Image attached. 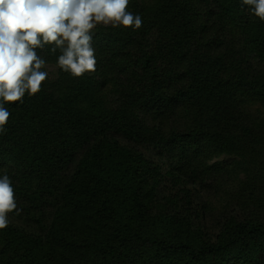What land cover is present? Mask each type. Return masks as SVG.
Masks as SVG:
<instances>
[{"label":"trees","instance_id":"trees-1","mask_svg":"<svg viewBox=\"0 0 264 264\" xmlns=\"http://www.w3.org/2000/svg\"><path fill=\"white\" fill-rule=\"evenodd\" d=\"M128 10L142 27L99 26L95 73L57 67L6 105L0 175L26 228L0 230V264H264V22L241 0ZM165 178L185 204L160 202ZM213 190L210 232L186 207Z\"/></svg>","mask_w":264,"mask_h":264},{"label":"clouds","instance_id":"clouds-1","mask_svg":"<svg viewBox=\"0 0 264 264\" xmlns=\"http://www.w3.org/2000/svg\"><path fill=\"white\" fill-rule=\"evenodd\" d=\"M130 0H0V134L11 112L6 105L35 97L49 75L41 51L56 56V65L73 78L97 70L93 34L99 26L139 30L143 21L128 10ZM264 22V0H241ZM12 180L0 175V230L19 215Z\"/></svg>","mask_w":264,"mask_h":264},{"label":"rangeland","instance_id":"rangeland-1","mask_svg":"<svg viewBox=\"0 0 264 264\" xmlns=\"http://www.w3.org/2000/svg\"><path fill=\"white\" fill-rule=\"evenodd\" d=\"M46 70L51 76L56 77L57 72H58V68L56 65L48 64V68ZM91 74L92 73H90L89 75ZM215 161L222 163L224 166H231L234 164L235 161H237V159H235L234 157H230V156H221L215 159ZM225 186L227 185L225 184ZM157 194H158V199L161 200L160 202H166L164 200V198L166 197H171V198L176 197L175 203L178 206H182L183 204H185V201L183 199L184 195L182 193H178L177 187H175L168 178H165L163 179V181H161L158 187V190H157ZM192 194L195 197L194 203L192 206L186 207L187 208L186 214L189 213L194 218L199 217V220L201 222L197 223L198 224L197 226L203 227V228L205 226L207 231L215 232L217 229L214 228L216 224L214 218L215 219L218 218L219 214L222 211H224V208L221 206V204L218 201V197L215 196L216 192L214 190L206 192L204 194L205 199L203 201L201 200V197L195 191H193ZM197 203H198V206L199 205L204 206L205 211L201 210L202 207H199L197 209ZM174 207L175 205L168 204L169 209L176 210V208L174 209ZM204 212L208 219L203 214ZM226 213L228 214V216L232 215V216L239 217L240 215H242L240 210L235 208L234 206L229 207ZM8 219L10 220L9 224L16 225L21 228H26L25 223H23L22 221H19L18 218L13 213L8 214Z\"/></svg>","mask_w":264,"mask_h":264}]
</instances>
